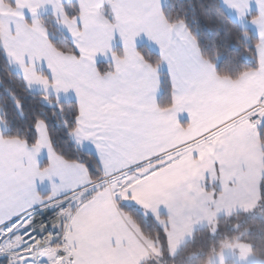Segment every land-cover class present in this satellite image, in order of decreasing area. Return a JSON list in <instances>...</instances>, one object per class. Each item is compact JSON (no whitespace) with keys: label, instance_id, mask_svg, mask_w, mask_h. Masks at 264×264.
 <instances>
[{"label":"crops","instance_id":"1","mask_svg":"<svg viewBox=\"0 0 264 264\" xmlns=\"http://www.w3.org/2000/svg\"><path fill=\"white\" fill-rule=\"evenodd\" d=\"M12 1L0 0L2 44L10 64L32 91L79 103L74 140L98 157L104 174L133 169L137 177L116 194L110 189L97 192L73 212L66 232L70 264H144L158 259L154 243L141 235L119 201L153 216L167 233L169 249L175 250L196 229L213 225L220 215L251 200L252 193L254 199L260 196L257 180L253 191L251 187L259 125L245 117L264 92V0H221L230 15L260 39L258 68L237 79L216 72L184 22L168 21V0ZM72 1L80 12L69 17L65 3ZM44 14L66 24L78 55L54 47L40 20ZM142 43L174 67V53L191 66L188 83L182 86L178 80L173 87L169 107L159 104L162 87L157 90L156 68L138 50ZM100 62L109 63L106 71ZM137 69L138 89L117 90ZM113 94L121 97L118 107ZM2 130L0 117V142H10V155L23 161L28 181L45 192L35 201L63 196L93 181L86 164L54 149L45 122L37 125L36 144L5 138ZM238 165L249 166L247 181L239 177Z\"/></svg>","mask_w":264,"mask_h":264},{"label":"trees","instance_id":"2","mask_svg":"<svg viewBox=\"0 0 264 264\" xmlns=\"http://www.w3.org/2000/svg\"><path fill=\"white\" fill-rule=\"evenodd\" d=\"M6 1L14 4L12 0ZM65 11L69 17H74L80 8L77 2L72 1L65 3ZM164 14L172 23L184 22L187 25L203 56L213 64L219 75L237 79L244 72L258 68L259 36L253 30L242 27L221 0H168ZM40 20L48 29L54 47L79 54L73 39L61 29L54 15L44 14ZM138 50L155 68L160 63V54L146 44H140ZM98 65L102 72L109 67L108 62ZM161 71L166 72V69ZM163 79L159 104L165 108L173 103V86L167 75ZM79 116L80 105L75 99H59L28 87L22 75L7 59L0 21V117L3 135L35 144L38 140L37 125L43 121L48 127L54 149L69 160L86 164L92 180H97L104 175L97 157L81 149L73 137ZM259 132L264 152V127L259 125ZM121 208L141 235L154 243L157 257L163 264L164 260L175 264H205L226 242L235 240L249 242L253 253L264 258V177L261 183L260 214L242 210L220 215L215 221L216 234L211 231L212 225L196 229L173 256L170 255L167 233L153 216L135 204H122ZM158 259L151 258L144 264H161ZM227 264L239 263L228 259Z\"/></svg>","mask_w":264,"mask_h":264},{"label":"rangeland","instance_id":"3","mask_svg":"<svg viewBox=\"0 0 264 264\" xmlns=\"http://www.w3.org/2000/svg\"><path fill=\"white\" fill-rule=\"evenodd\" d=\"M55 18L58 24L60 25L61 29L63 28V30L66 33H68L67 31L68 28L66 24L64 23L65 25L64 24L62 25L61 21L57 18V16H55ZM5 138H11V137H5ZM256 152H259L257 153V155L259 156L254 159L252 164L251 187L253 191L257 180V191L259 190L260 196L257 197V199H254L252 193L251 200H248L247 202L237 206V209L230 211L229 214L242 210L250 211L253 213L256 212L257 214H260L259 212V203L261 199L260 189H261L262 179L264 177V152L262 150L261 140H259V143L257 144ZM233 161H236L238 163L240 162L239 160H233ZM23 166L24 164L22 160H16L14 159L13 156L10 155V142H6V143L0 142V228L8 224H11L13 221H15L18 218L23 217L22 221H24L23 219L28 218L37 211L36 208L40 205L39 204L40 202H43L42 200L47 199V198H43L42 200L35 201V199H41L42 196L45 194V192L43 191L40 192L38 189H36L37 187L36 185H33L31 184V181H28L29 176H27V174L24 172ZM237 172L240 178L245 179V181L248 180L250 173L248 165L245 166L238 165ZM111 174L114 173H110V175ZM130 174L132 178L129 182H125V175H122V178H119L121 182L120 185L122 187V190L129 188L134 183L133 181L137 179V177L134 176L133 172H130ZM96 193L97 192H95L94 195ZM119 202L121 203V205L126 203L131 204L128 202L125 203V201H119ZM69 215L70 213L61 221H59L57 224H56L57 221L54 223V225L51 227L52 232L49 233V237L51 235L52 237H50L49 239H38L36 241H32L33 243L31 242V244L26 246H20V245L18 246L15 244V248L10 250V253H6L0 256V264L35 263L33 262L34 260L37 261L40 257H43L46 254L47 255L58 254L62 252L64 248L68 246V242L66 243V240L65 239L63 240V236L64 233L67 231L70 222V220L68 219ZM210 228L212 233L214 234L217 233V223H214ZM17 230L18 228L16 227L12 229L11 235L13 237L10 238L11 235H9V237L4 241V246L10 245V243H13L16 240H18L21 233L18 232ZM63 243H64V247H63ZM178 249L170 250V255L171 256L175 255ZM228 259H233L236 262L240 260L242 264H251L253 259L255 260L257 259L262 263H264V258L259 257L253 253L249 242L243 240H235L233 242H226V244L218 252H215L212 256H210V258L205 264H227ZM159 262L161 264L163 263L160 259ZM164 263L175 264L174 262L169 260H164Z\"/></svg>","mask_w":264,"mask_h":264},{"label":"bare ground","instance_id":"4","mask_svg":"<svg viewBox=\"0 0 264 264\" xmlns=\"http://www.w3.org/2000/svg\"><path fill=\"white\" fill-rule=\"evenodd\" d=\"M132 170L133 169L119 171L113 175L106 173L101 178L93 180L90 184L83 187V189H76L60 197L42 200L43 202L39 203L40 205L36 208L37 211L33 215L23 219L24 221H22L23 217L18 218L11 224L0 228V237L2 238L3 236L0 241V244H2L0 247V256L10 253V250L15 248V244L18 246H26L38 239H49L52 237V235L49 237V233L52 232L51 227L56 221L57 224L69 213L68 219H70L77 207L91 198V196L93 197L94 192L110 189L113 194H116L122 189L119 178H122V175L130 173ZM15 227L18 228L17 231L21 233L18 240L10 243V245L4 246V241L12 234V229ZM66 232L64 233L63 240L65 239L67 243ZM11 237L13 236L11 235L10 238ZM70 248L67 246L58 254H46L37 261L32 260L35 263L28 264H70L72 262V250Z\"/></svg>","mask_w":264,"mask_h":264},{"label":"snow or ice","instance_id":"5","mask_svg":"<svg viewBox=\"0 0 264 264\" xmlns=\"http://www.w3.org/2000/svg\"><path fill=\"white\" fill-rule=\"evenodd\" d=\"M174 55L176 57L175 67L173 66V63L170 59L166 60L162 56L160 63L157 65L156 69L154 70L158 91L164 84L163 77L165 75L168 76L169 81L173 87L176 86L178 80L181 82L182 86L188 83L187 76L191 69V66L186 64L183 61V58L179 53H174ZM165 66L167 67V70L166 72H162L161 69L165 68ZM140 76H141L140 69H137L136 71L130 73L129 75L123 78V80L118 85L117 90L126 89L129 92L136 91L139 87V77ZM111 99L113 100L114 103L117 104V107H118L119 106L118 102L121 99V97H118L113 94ZM100 103L102 105L104 101L101 100ZM260 127H264V119L260 120ZM81 146L83 147V145Z\"/></svg>","mask_w":264,"mask_h":264},{"label":"built area","instance_id":"6","mask_svg":"<svg viewBox=\"0 0 264 264\" xmlns=\"http://www.w3.org/2000/svg\"><path fill=\"white\" fill-rule=\"evenodd\" d=\"M246 121L252 125H260V120L264 119V92L258 99L255 106L246 113ZM113 175V174H111ZM125 182H129L132 178L130 173L125 174ZM109 177V176H107ZM137 181L134 180L133 182ZM132 183V182H131ZM95 193V192H94ZM94 195V194H93Z\"/></svg>","mask_w":264,"mask_h":264}]
</instances>
